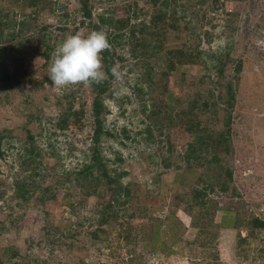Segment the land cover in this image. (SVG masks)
<instances>
[{"label": "rangeland", "instance_id": "rangeland-1", "mask_svg": "<svg viewBox=\"0 0 264 264\" xmlns=\"http://www.w3.org/2000/svg\"><path fill=\"white\" fill-rule=\"evenodd\" d=\"M50 1L55 11L43 10L39 21L25 33L26 37L18 36L6 45L7 72L14 82L12 88H0V151L3 154L0 156V251L5 250L7 264H125L126 259L132 256V250H136L137 256L143 254L144 264H152L149 261L154 259L159 264H264V231L248 240L246 258L244 253L238 255L235 247L227 250L229 256L220 263L211 257V252H215L214 244L208 248L199 246V241L188 244V241L195 240L200 230L191 228V218L182 209L172 215L169 207L176 204L178 194L202 187V180L209 174L208 166L192 158L188 163L189 136L179 127L167 125L158 131L154 126L155 141L148 139L145 130L148 124H153L148 115L154 102L165 104L171 100L173 104L182 94L181 73L186 74L187 81L194 82V87L201 94L208 97V91H212L215 99L222 92V84L238 75V79L233 81L236 89L233 113L235 150L227 164L234 180L228 192L217 189L212 197L220 201L224 210L236 211L243 222L257 216L264 220V0H221L225 1L227 11L239 12L237 20L230 24L221 10L208 12L206 21L209 17L212 19L200 29L212 32V42L202 38L198 48L206 64L180 66L166 79L163 78L168 87L167 94H161L159 88L154 89L161 84L159 80L158 84L151 86L142 77L147 65L130 55L129 46H118L112 96L105 99L110 110L105 128L113 136H104L100 147L111 176L126 172L122 183L132 185L134 194L137 188L138 195H134L125 207L126 215L103 235V240L111 243V249L94 247L88 239L96 215L94 210L102 201L87 194L92 192L93 186L104 189L106 182L95 181L89 188L74 181V177L71 181L65 179L62 174L89 160V135L93 132L92 88L76 85L57 90L52 87L49 78L52 55L49 61L45 60L40 49L42 36H46L53 53L69 35L87 36L90 31L80 24L82 15L78 0ZM181 1L183 11L187 9L186 14L195 15L197 21L200 18L196 14L208 9V4L200 5L199 0ZM151 3L165 8L169 6V0H91L95 15L105 13L116 17L125 16L129 4H138L139 8L148 10ZM1 6L9 8L4 10L10 12L12 20L24 18L20 8L9 6L4 0H0ZM32 11L33 7L29 6L24 14ZM143 22H149L148 16L134 19L133 25L142 27ZM199 22L198 26L202 19ZM43 26L49 27L42 32ZM62 26H65L64 30ZM232 27L235 28L233 31ZM14 30L7 29V33ZM139 34L137 32V36ZM162 34L159 36L161 44L166 40ZM18 41L24 42L23 47L10 51ZM173 43L176 42L165 41L162 45V60L152 58L154 77L161 76L166 65L164 61L168 59L166 50ZM225 53L230 54L232 62L226 67L225 78H219L217 70L209 71L207 66H215L212 54L223 56L221 54ZM238 60H242L243 65L241 72L236 74ZM136 87L142 88V94ZM73 90H77L75 99L71 98L75 108L85 105L86 125L79 130L75 125L66 131L57 130L53 119L68 105L67 99H59ZM38 107L42 108L38 115L42 120L31 121L29 114ZM163 116L161 114V118ZM28 131L34 135L33 145L40 154L32 163L26 151ZM39 161L42 164L40 169L34 170L38 168L36 164ZM168 161L172 163L170 167L165 165ZM189 164L191 170L188 169ZM100 183L104 185L100 186ZM146 192L152 194L148 196ZM223 212L218 213L217 224ZM154 229L159 230L160 241L154 239ZM72 231L79 232L73 244L62 243L66 240L63 233L66 236ZM239 231L247 236L245 226H241ZM229 234L231 243L236 245L238 230L231 233L220 230L215 243L218 252L219 244ZM176 236H181L173 246L178 253L166 256L160 244L167 241L172 244ZM12 250L19 252L16 258H9Z\"/></svg>", "mask_w": 264, "mask_h": 264}, {"label": "trees", "instance_id": "trees-1", "mask_svg": "<svg viewBox=\"0 0 264 264\" xmlns=\"http://www.w3.org/2000/svg\"><path fill=\"white\" fill-rule=\"evenodd\" d=\"M9 6H15L20 8L24 18L20 21L12 20L10 12H5V8L0 7V88L7 89L14 86L11 74L7 72V64L9 62L6 57L8 51L6 45L11 43L16 37H26L25 33L31 31L34 24L39 19L41 12L49 8L52 12L55 11L54 4L50 0H4ZM159 1V0H155ZM80 3V12L82 20L80 24L86 26L90 33L92 31H99L101 28H106L108 40L111 45L110 50H106L102 53V64L103 71L105 72V78L100 83H93L91 85L93 91V102H92V117H93V132L89 135L90 138V155L88 162H83L74 170L64 172L65 179L71 181L74 177V181L83 183L84 187H89L90 184L96 182L105 181L107 186L104 189L100 187H94L92 192H88V196L95 195L102 201L95 208L94 222L89 232L90 237L88 239L93 243L94 247L101 249H111V243L103 240V235L107 234L109 227H113L114 224L118 223L123 215H126L127 205L133 199L136 193L132 185H124L122 183V177L126 172L117 173L115 177L110 174L107 162L102 154L100 144L104 136H113L111 132L106 130L105 123L107 114L110 112L105 104V99L111 97L112 82L115 79V65L119 57L118 46L121 48L128 47V51L131 56L142 64L147 65L144 75L146 82H149L151 86L158 84V80L161 84H158L160 93H166L168 87L166 83H163V78L166 79L176 68L191 64H202L203 59L201 58L202 51L198 50L202 42V38L211 43L213 34L210 31L202 32L200 27L204 26L205 22L210 23L212 17H209L206 21L207 13L222 11L227 15L228 23H233L239 17L238 11H227L225 1L221 0H199L200 5L208 4V9L202 14H196V16L202 19L195 20L194 16L186 14L187 9L183 11L180 6H183L181 0H169L168 8L164 6L152 5L148 10L138 7V4H129L128 12L123 17L110 16L105 13L95 15L93 12V6H91V0H78ZM33 7V11L30 14H24L27 7ZM185 7V6H184ZM9 9V8H7ZM132 11V13H131ZM185 12V13H184ZM141 15L148 16L149 22L142 23V27L133 25V20L137 19ZM68 17V15H66ZM191 17V18H188ZM49 26H43V30H46ZM215 27V26H213ZM14 28V32L11 34L7 33V29ZM63 30L65 26H62ZM235 28L232 27L233 31ZM137 32L140 34L137 36ZM165 33V34H162ZM9 34V35H8ZM166 37V42H176L171 46L168 45L166 55L168 57L165 60V68L161 76L154 77V67L151 63L152 58L156 61L162 60L160 56L164 55L163 44L159 40L160 35ZM42 49L45 60L51 59L52 48L46 36H42ZM24 45L23 41H18L16 47H11L10 51H15L18 48H22ZM163 45V46H162ZM165 48V47H164ZM223 56L211 57L214 60V68L207 66L208 70L216 69L217 76L219 78H225V70L227 65L232 62L229 53L221 54ZM121 58V57H120ZM206 64V63H205ZM243 61L238 60L236 62L235 70L236 74H239L242 70ZM206 69V68H205ZM207 71V69H206ZM161 79V80H160ZM238 79V75H235L231 80L226 81L222 84V92L220 96L215 99V95L212 91H208V97L201 94V91L197 90L192 80L187 81L185 73L180 74V80L182 81L183 89L181 95L175 99V102L171 104V100L164 104L160 102H154V107L151 108L148 118L152 121V125L146 126V133L148 139L154 140V126L157 130H162L165 126L171 128L179 127L189 136L187 143L186 157L189 163L190 159L202 161L204 165L208 166L209 174H206L204 180H202V187H194L189 192L184 194H178L175 198L177 199L176 204H172L170 208L171 214H176L178 210L182 211L190 216L191 228L199 229L197 237L193 241H188V244H192L194 241H199V246L203 248L211 247L214 244L215 252L212 254V260L216 263L221 262L219 252L217 250V239L219 237L220 230L222 229H233L238 230L236 239L237 254L242 255L244 258L247 257L246 244L249 243V239L258 237V233L264 231V220L259 217H252L248 221H242L239 218V214L236 211L229 212L224 210L220 201L214 199L212 194L219 189L221 192H228L230 185L234 180L233 172L228 164V159L234 154V108L236 104V89L234 87V80ZM204 81V78H201ZM221 83V80L219 81ZM137 85V84H136ZM136 90L142 94V88L136 87ZM77 90H73L70 94H67L59 99L68 100L66 108L61 110V114L53 119V126L57 130L66 131L71 125H75L77 130L84 128L85 122V105H82L76 109L71 98L75 99ZM167 94V93H166ZM212 100H211V98ZM172 98L169 96V99ZM222 105V106H221ZM42 112V108L38 107L35 111L29 114V119L42 120L39 113ZM161 114H164L161 118ZM214 121V123L212 122ZM219 125V126H218ZM127 136L126 130H123ZM162 135V134H161ZM28 146L26 148L29 154L30 163L35 160V157L40 156L39 151L36 150V146L33 145L35 137L28 131ZM173 145V144H172ZM0 151V156H2ZM57 158V154H55ZM39 159V158H38ZM122 161V159H120ZM41 162L36 164L34 170L40 169ZM167 167H170L172 163L170 161L165 162ZM57 168V166H53ZM188 169L191 170V164L188 165ZM28 174H30L28 172ZM66 174V175H65ZM205 175V174H204ZM203 175V177H204ZM104 178V179H103ZM104 184H99L100 186ZM149 196L152 192H146ZM25 197V196H23ZM224 211V212H223ZM227 211V212H226ZM223 212L222 218L219 223L216 222L218 213ZM241 226H245L248 230L247 236H243L239 231ZM155 228V227H154ZM175 229V228H174ZM174 234L176 233L175 230ZM63 233V232H61ZM63 237L66 238L62 243H68L71 246L74 240L79 235L78 231H72L68 235ZM154 239L161 240L160 232L154 229ZM182 236V235H181ZM181 236H176L175 241L172 244L164 242L160 244L164 254L169 256L170 254L178 253L173 250V246L176 245L177 241L181 239ZM159 247V246H158ZM132 256L126 259L125 264H144L143 254L137 256L136 250L130 251ZM19 252L12 250L9 258H16ZM128 255V254H127ZM151 257V256H150ZM8 258L6 252L0 251V264H7Z\"/></svg>", "mask_w": 264, "mask_h": 264}, {"label": "clouds", "instance_id": "clouds-1", "mask_svg": "<svg viewBox=\"0 0 264 264\" xmlns=\"http://www.w3.org/2000/svg\"><path fill=\"white\" fill-rule=\"evenodd\" d=\"M110 48L106 28L92 31L87 36L75 34L66 37L52 53L49 66L52 87L63 90L102 82L105 78L102 53Z\"/></svg>", "mask_w": 264, "mask_h": 264}, {"label": "crops", "instance_id": "crops-1", "mask_svg": "<svg viewBox=\"0 0 264 264\" xmlns=\"http://www.w3.org/2000/svg\"><path fill=\"white\" fill-rule=\"evenodd\" d=\"M221 232H234L233 229H222ZM231 235H225L224 238L228 239V241L226 239H224L220 244H219V252H220V258L221 261H224L226 259L227 256H229V253L227 252V250H232L236 247V245L234 243H231L229 237ZM232 255V254H231ZM230 260H231V256H230ZM227 261V260H226Z\"/></svg>", "mask_w": 264, "mask_h": 264}, {"label": "built area", "instance_id": "built-area-1", "mask_svg": "<svg viewBox=\"0 0 264 264\" xmlns=\"http://www.w3.org/2000/svg\"><path fill=\"white\" fill-rule=\"evenodd\" d=\"M152 257V256H151ZM153 259V258H152ZM151 262L152 264H159L158 260L154 259L153 262L152 261H149Z\"/></svg>", "mask_w": 264, "mask_h": 264}]
</instances>
